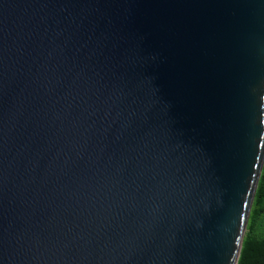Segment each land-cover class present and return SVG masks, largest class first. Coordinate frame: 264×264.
<instances>
[{
	"label": "water",
	"instance_id": "water-1",
	"mask_svg": "<svg viewBox=\"0 0 264 264\" xmlns=\"http://www.w3.org/2000/svg\"><path fill=\"white\" fill-rule=\"evenodd\" d=\"M264 161V0H0V264H236Z\"/></svg>",
	"mask_w": 264,
	"mask_h": 264
},
{
	"label": "trees",
	"instance_id": "trees-1",
	"mask_svg": "<svg viewBox=\"0 0 264 264\" xmlns=\"http://www.w3.org/2000/svg\"><path fill=\"white\" fill-rule=\"evenodd\" d=\"M236 264H264V161Z\"/></svg>",
	"mask_w": 264,
	"mask_h": 264
}]
</instances>
